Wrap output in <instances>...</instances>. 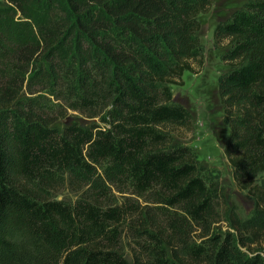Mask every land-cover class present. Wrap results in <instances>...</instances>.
I'll return each mask as SVG.
<instances>
[{
    "label": "trees",
    "instance_id": "trees-1",
    "mask_svg": "<svg viewBox=\"0 0 264 264\" xmlns=\"http://www.w3.org/2000/svg\"><path fill=\"white\" fill-rule=\"evenodd\" d=\"M213 2L0 0V264H130L127 233L150 264H264V0L213 32L228 181L179 135ZM68 173L94 184L74 203Z\"/></svg>",
    "mask_w": 264,
    "mask_h": 264
},
{
    "label": "rangeland",
    "instance_id": "rangeland-1",
    "mask_svg": "<svg viewBox=\"0 0 264 264\" xmlns=\"http://www.w3.org/2000/svg\"><path fill=\"white\" fill-rule=\"evenodd\" d=\"M242 1L214 0L209 11L199 16L201 24L200 41L204 54L203 66L196 73H185L182 78V86L172 87L175 101L190 109L194 119L191 132L179 131L181 141L193 148L199 161L215 170L219 174V179L223 181H228L231 170L223 155V144L227 134L217 86L221 74L228 68L223 61V54L228 46L225 40L216 44L213 32L218 23L224 21L242 5ZM74 174H65L62 180L57 182L58 190L52 194L54 199L74 203L87 194L86 190L94 187V184L90 182L87 187L83 188L81 185V189L76 190L72 185L76 179ZM114 194L117 203H135L136 201L132 196H127L130 198L124 199L118 193ZM238 203L245 212L251 209V201L245 195L239 199ZM140 238L139 236L133 238L131 233H127L123 241V253L130 260V264L137 262V259H141V264H150L149 256L140 250V246L144 244ZM180 251L178 249V252Z\"/></svg>",
    "mask_w": 264,
    "mask_h": 264
}]
</instances>
